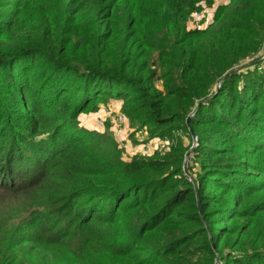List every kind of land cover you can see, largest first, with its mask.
<instances>
[{
    "label": "trees",
    "instance_id": "1",
    "mask_svg": "<svg viewBox=\"0 0 264 264\" xmlns=\"http://www.w3.org/2000/svg\"><path fill=\"white\" fill-rule=\"evenodd\" d=\"M216 1L0 0V264H264V0ZM112 100L170 150L81 123Z\"/></svg>",
    "mask_w": 264,
    "mask_h": 264
},
{
    "label": "rangeland",
    "instance_id": "2",
    "mask_svg": "<svg viewBox=\"0 0 264 264\" xmlns=\"http://www.w3.org/2000/svg\"><path fill=\"white\" fill-rule=\"evenodd\" d=\"M227 2L228 0H217L213 5H207L205 3L199 4L201 9L191 15L189 27L191 29L207 28L214 22V15L217 7ZM114 101L115 100H112L111 102ZM111 102L101 104L96 111H89L86 114H82L80 117L81 123L85 127L96 129L104 110L111 109L113 111V118L107 119L103 126L98 124V129L96 130L111 134L119 143L120 148L123 149L125 159H130L136 154L152 156L155 152L164 154L170 150L171 143L169 140H153L151 142H146L147 134L143 131L137 132L135 128L131 126L127 117L125 123H120L118 118L120 119L122 115H124L122 113V106L119 103L112 105ZM185 140L187 146L190 145L192 147L198 142L195 138V140H193V145L191 138L186 137ZM2 198L0 199V237L9 231L13 225L20 223L26 208L23 200H16L8 196L4 199ZM49 252L53 254L50 259L54 260L56 263L68 261L67 253L63 248H58L57 250L50 248ZM30 257L35 264H38L42 259L40 255H32Z\"/></svg>",
    "mask_w": 264,
    "mask_h": 264
},
{
    "label": "built area",
    "instance_id": "3",
    "mask_svg": "<svg viewBox=\"0 0 264 264\" xmlns=\"http://www.w3.org/2000/svg\"><path fill=\"white\" fill-rule=\"evenodd\" d=\"M259 57L264 60V47H263V51L260 53ZM109 118H113V111L111 109H106V110H104V113L102 115L101 120L98 121V124L100 126H103L105 121ZM118 120H120V123L123 124L126 122V116L122 115V117L120 119L118 118Z\"/></svg>",
    "mask_w": 264,
    "mask_h": 264
},
{
    "label": "crops",
    "instance_id": "4",
    "mask_svg": "<svg viewBox=\"0 0 264 264\" xmlns=\"http://www.w3.org/2000/svg\"><path fill=\"white\" fill-rule=\"evenodd\" d=\"M115 103H117V104L119 103L121 106L123 105L122 102H120V101L111 102L112 105H115ZM89 129H91V128H89ZM96 129H98V124H97V128Z\"/></svg>",
    "mask_w": 264,
    "mask_h": 264
}]
</instances>
